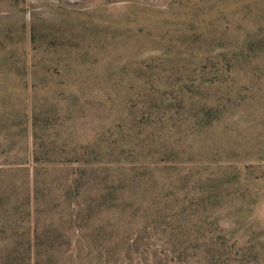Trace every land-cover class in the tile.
<instances>
[{"label":"rangeland","instance_id":"1","mask_svg":"<svg viewBox=\"0 0 264 264\" xmlns=\"http://www.w3.org/2000/svg\"><path fill=\"white\" fill-rule=\"evenodd\" d=\"M0 264H264V0H0Z\"/></svg>","mask_w":264,"mask_h":264}]
</instances>
